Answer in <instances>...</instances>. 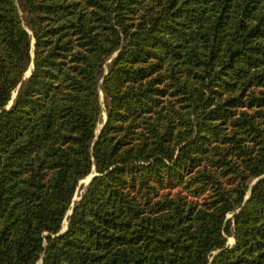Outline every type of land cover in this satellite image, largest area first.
Wrapping results in <instances>:
<instances>
[{"label":"trees","instance_id":"16d2710c","mask_svg":"<svg viewBox=\"0 0 264 264\" xmlns=\"http://www.w3.org/2000/svg\"><path fill=\"white\" fill-rule=\"evenodd\" d=\"M0 264H264V0H0Z\"/></svg>","mask_w":264,"mask_h":264},{"label":"water","instance_id":"95a60500","mask_svg":"<svg viewBox=\"0 0 264 264\" xmlns=\"http://www.w3.org/2000/svg\"><path fill=\"white\" fill-rule=\"evenodd\" d=\"M33 45H34V40H33ZM33 66H34V63L32 62V63H31V67L29 68V70H28V71L26 72V74H25V77L29 76V75L32 73V68H33ZM16 93H17V92H15V93L13 94V98L16 96ZM12 103H13V99L11 100L9 106H10ZM9 106H8V107H9ZM105 120H106V117H105ZM96 174H97V173H92V174L89 175L87 178L83 179V180L80 182V185H81L82 183H84L85 181H86L87 184L90 183V181L92 180V178H93ZM74 199H76V198L74 197ZM72 211H73V209H71V210L69 211L68 215H70V214L72 213ZM67 226H68V221H67V223L65 224V226H64V228L62 229L61 232L65 231L66 228H67Z\"/></svg>","mask_w":264,"mask_h":264},{"label":"rangeland","instance_id":"374dc122","mask_svg":"<svg viewBox=\"0 0 264 264\" xmlns=\"http://www.w3.org/2000/svg\"><path fill=\"white\" fill-rule=\"evenodd\" d=\"M102 96H103V93H102ZM105 117H106V112L103 113V120L105 119ZM101 125H102V124L99 125V128L101 127ZM82 184H85V185H86L87 183H86V181H85V182L82 183ZM82 184H81V185H82ZM81 193H82V189H81L80 186H79V188H78V190H77V193H76V195H75V198L78 199V198L80 197V194H81ZM66 223H67V222H65V224H66ZM229 242H230L231 244H233V238H230Z\"/></svg>","mask_w":264,"mask_h":264}]
</instances>
